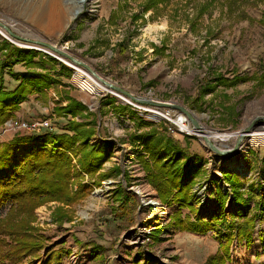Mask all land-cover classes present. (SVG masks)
<instances>
[{
    "label": "rangeland",
    "instance_id": "obj_1",
    "mask_svg": "<svg viewBox=\"0 0 264 264\" xmlns=\"http://www.w3.org/2000/svg\"><path fill=\"white\" fill-rule=\"evenodd\" d=\"M120 2L123 0H85L74 19L66 26H59L46 20L35 23L28 19L29 12L41 9L45 0H0V22L12 32L62 47L82 63L63 57L61 61L56 59L65 66V71L56 75L54 69H58V64L46 58L44 66H52L51 73L57 82L46 88L45 93L31 95L22 103L30 101L41 114L35 118L49 120L52 129L48 131L63 132L65 130L60 127L72 116L58 117L54 107L56 104L65 105L64 96L69 94L94 113L96 136L90 143L98 144L99 138L104 137L115 141L113 155L101 170L116 166L118 171L101 180L100 185H92L83 199L69 207L72 220L58 225L52 220L56 204L48 202L35 209L34 224L43 229L50 242H58V246L69 249L68 254H63L60 264H206L207 259L217 253L218 241L214 236L213 239L203 238L210 236L211 231L206 235L195 234L170 225L171 214L178 206H168L160 201L156 191L145 180L134 148L127 141L129 134L137 131L136 117L141 116L155 126L164 127L182 146L187 145L189 152L202 163L203 174L192 187V192L193 204L204 216H208L212 205V191L216 187H220L223 193L229 191V186L221 178L223 171L237 174L244 187L249 188L253 183L256 193L263 189L258 183L264 178L259 163L264 154V140L251 143L247 136L243 138L240 148L232 156L244 165V171L238 173L227 167L228 157L217 155L209 148L199 130H195L190 122L185 127L192 131L181 132L165 118L140 113L115 93H89L78 86L74 78L76 70L72 66L85 71L90 68L103 79L138 97L185 106L194 113L204 133L239 132L255 116H264V86L257 88L253 80H239L235 86L226 89L218 86L213 93L215 97L211 93L204 95L203 111L193 109L192 101L198 96L203 80L213 73L232 78L234 75L251 76L264 72V24L259 22L264 15V1L256 5H241L228 15L224 12L225 0H215L210 14L203 15L196 32H192L183 19L186 12L189 16L193 13L192 9L186 7V12L181 11L183 7L179 6L178 0H172L166 14L156 20L148 19V11L144 14L146 20L136 23L131 22L130 16L137 10V4L130 2L132 7H124L118 12L115 24L108 23L111 12ZM177 5L179 20L174 22L169 16ZM207 27L211 30L208 36ZM0 30L4 34L0 33V38L16 46L48 54L43 51L48 49L17 41L4 29ZM121 40H127L124 53H119L115 45ZM154 48L157 49L154 51ZM24 69L21 63L14 66L16 71ZM17 83L4 75L6 89ZM223 93L228 95L227 100L221 99ZM211 98L212 103L209 104ZM36 99L39 101L35 102ZM225 106H234L237 115L233 122L227 119ZM158 108L168 109L172 116L177 114L167 107ZM74 118L82 119L79 116ZM10 119L28 121L25 117ZM5 122L0 125L6 126ZM255 122L257 129L254 131H264V122ZM15 132L26 133L16 129ZM235 139L211 141L220 149H230ZM67 153L71 157L72 169L80 171L77 156L70 151ZM81 173L82 182L92 181L86 173ZM120 195L126 201L119 208L120 200L116 198ZM249 204L251 206L252 201ZM201 206L204 208L200 209ZM8 207L9 203L0 206V218ZM185 214H188V209L184 207L182 215ZM263 244L264 225L258 221L253 241L248 245L234 241L226 264H264Z\"/></svg>",
    "mask_w": 264,
    "mask_h": 264
},
{
    "label": "trees",
    "instance_id": "obj_2",
    "mask_svg": "<svg viewBox=\"0 0 264 264\" xmlns=\"http://www.w3.org/2000/svg\"><path fill=\"white\" fill-rule=\"evenodd\" d=\"M178 1L181 4L179 6L183 7L181 11L186 12V7L192 9L193 13L189 16L186 12L183 19L190 30L196 32L203 15L210 14L215 0ZM263 1L225 0L224 12L232 15L241 5H256ZM130 2L137 4V10L130 16L131 22L136 23L139 20L145 21L144 14L148 11L150 20L166 14L172 0H123L111 12L108 23L115 24L118 12L124 7H132ZM177 7L169 16L174 22L179 20L177 17L180 10ZM259 22L264 24V15ZM210 32L207 27L206 36ZM115 45L119 53H124L127 40H121ZM46 58L58 64V69H54L56 75L65 71V66L49 54L18 47L0 38V124L14 118L20 104L31 95L43 94L46 88L57 82L51 73L52 66H44ZM18 63L25 69L14 70ZM5 74L18 82L12 89H6L4 85ZM239 80H253L257 88H262L264 72L251 76L234 75L232 78L213 73L203 80L198 96L192 101V108L203 111V97L206 93L215 97L213 93L218 86L230 88ZM64 99L67 103L56 104L54 112L58 117L72 116L60 127L71 134L41 129L40 132L16 133L10 140L0 142V206L9 203L7 212L0 218V264H36L37 261L40 264H60L63 254H68L69 249L58 246V242H50L43 229L34 224L35 209L45 203L55 202L52 220L58 225L70 221L72 213L69 207L83 199L92 185H100L101 180L118 171L116 166L107 171L101 170L113 155L115 141L104 137L99 138L98 144H91V138L96 136L94 113L69 94H65ZM212 99L208 100L209 104ZM221 99L227 100L228 95L223 93ZM225 108L227 119L233 122L237 115L234 106ZM75 116L82 119L76 120ZM136 119L137 131L130 133L127 141L134 148L145 180L156 191L160 201L168 206H178L171 214L170 225L180 231L195 234L211 231L218 241V251L207 259L206 264H226L230 260L234 241L250 244L257 222L264 225V178L258 183L263 189L256 193L253 183L249 184V188L244 187L237 174L223 171L221 178L229 186V191L223 193L220 187H216L212 191L208 216H204L193 204L192 192V187L203 174L202 163L189 152L187 145L182 146L164 127L155 126L141 116ZM67 151L77 156L80 171L72 169ZM259 163L264 174V154ZM81 172L90 176L92 181L82 182ZM116 199L120 200L119 208L126 201L123 195ZM230 206L234 209H230ZM184 207L188 209V214L183 216ZM261 253L264 256V244Z\"/></svg>",
    "mask_w": 264,
    "mask_h": 264
},
{
    "label": "bare ground",
    "instance_id": "obj_3",
    "mask_svg": "<svg viewBox=\"0 0 264 264\" xmlns=\"http://www.w3.org/2000/svg\"><path fill=\"white\" fill-rule=\"evenodd\" d=\"M45 1L46 3L43 5L41 9L35 8V9H32L31 12H29V15H28L29 20L35 23L46 20L50 24L66 26L72 19H74L78 15V13L81 11L82 6L85 2V0H45ZM72 67L76 70V75L80 77V80L83 79L87 83H89V87L85 88V90H87L89 93L109 90L103 84V82L98 77H96L94 73L91 72L90 70L85 71L81 68H77V66H74V65ZM115 94L116 96L121 98V95H119L118 93H115ZM155 116H158V115H155ZM185 126L182 127L183 130H186L187 132L192 131L191 129H188ZM198 130H199L198 133H200L201 137L206 136L208 139L214 140V141L224 142L231 138H237L238 136L237 132L235 133H230V132L204 133L201 131V129H198ZM247 137L251 143H254L256 141H263L264 131H252L249 135H247ZM234 158L235 157L227 158L228 160L226 164L227 167H230L231 169L236 170L238 173L240 172L242 173L244 171V165L241 163L240 160H236Z\"/></svg>",
    "mask_w": 264,
    "mask_h": 264
},
{
    "label": "water",
    "instance_id": "obj_4",
    "mask_svg": "<svg viewBox=\"0 0 264 264\" xmlns=\"http://www.w3.org/2000/svg\"><path fill=\"white\" fill-rule=\"evenodd\" d=\"M82 14V12L80 13ZM0 28L4 29L5 32L13 39L17 40V41H21V42H25V43H29V44H34L37 46H41L44 47L48 50H50L51 52L54 53V55L56 56V58L58 60H62L63 58H66L67 60H70L72 62L78 63V64H82L80 61L76 60L75 58H73L67 51H65L62 47H58L54 44H50L47 43L45 41L39 40V39H32V38H27V37H23L20 36L14 32H12L5 24H3L2 22H0ZM1 33V32H0ZM2 35H4L3 33H1ZM40 49V48H39ZM46 51V53H48L49 51L47 50H43ZM50 52V53H51ZM52 53V54H53ZM89 70L91 72L94 73V75L96 77H98L103 84H105L109 89H111L113 92L118 93L119 95H121V97L127 98L128 100L136 103V104H141V105H153L156 107H167V108H175L179 111H181L184 115H186L188 122H190L192 124V127L194 129H201L202 127L200 126L196 116L194 115V113L192 111H190L189 109H187L185 106L181 105V104H175L172 102H168V101H160V100H154L152 98H141L136 96L134 93L124 89L123 87L103 79L100 75H98L96 72L92 71L90 68ZM261 123L264 122V116H255L253 118V120L250 122V124H248L246 127L242 128L238 133L237 138L235 139V142L233 144V146L230 149H220L218 146H216V144L211 141L210 139H208L206 136H204V140L207 143V145L209 146V148L215 152L217 155L220 156H226L228 158L232 157L240 148L241 146V142L243 140L244 137H246L247 135H249L252 131H254V129H257L256 122Z\"/></svg>",
    "mask_w": 264,
    "mask_h": 264
},
{
    "label": "built area",
    "instance_id": "obj_5",
    "mask_svg": "<svg viewBox=\"0 0 264 264\" xmlns=\"http://www.w3.org/2000/svg\"><path fill=\"white\" fill-rule=\"evenodd\" d=\"M48 54H50L56 58V56L54 54H52L50 52H48ZM74 78H75L78 86L81 89L85 90L86 87H89V83H87L83 79L80 80V77L76 76V74H75ZM111 91L112 90L109 89L106 92L113 93ZM91 93H94V92H91ZM121 99L123 101L129 103L133 107L139 109L140 113L146 112L147 114H150L152 116L158 115L157 117H159L160 119L165 118L166 120L170 121L173 125H175L178 128V130L181 132L184 131L182 127H184L185 125L188 126V120H187L186 116L181 111H179L175 108H170V109H173L172 111L177 112L176 115L173 114V116H172L168 109L162 110V109H160L156 106H153V105L148 106V105L136 104V103L128 100L127 98H124V97H121ZM156 113H158V114H156ZM5 125L9 128L14 129V130L16 129V130H20V131L26 132V133H28V132H40L41 129H47V130L52 129L51 128L52 125L50 124L48 119H42V120H37V121H25V120H18V119H9L8 121L5 122Z\"/></svg>",
    "mask_w": 264,
    "mask_h": 264
},
{
    "label": "crops",
    "instance_id": "obj_6",
    "mask_svg": "<svg viewBox=\"0 0 264 264\" xmlns=\"http://www.w3.org/2000/svg\"><path fill=\"white\" fill-rule=\"evenodd\" d=\"M21 71V70H20ZM8 88L7 89H12ZM39 100L36 99L35 102H38ZM37 115H41L39 114V112H37L36 108L34 105L30 104V101H27L25 103H22L19 110L16 111L14 118H18V117H25V119H27L28 121H35V120H41V118H35ZM15 130L14 129H10L7 126H2L0 125V142L3 141H8L10 140L14 135H15ZM206 235V234H204ZM204 239H213V235L212 233L210 234V236H204Z\"/></svg>",
    "mask_w": 264,
    "mask_h": 264
}]
</instances>
